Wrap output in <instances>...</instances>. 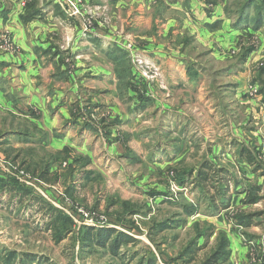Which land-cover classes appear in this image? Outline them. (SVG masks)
Here are the masks:
<instances>
[{
    "label": "rangeland",
    "instance_id": "1",
    "mask_svg": "<svg viewBox=\"0 0 264 264\" xmlns=\"http://www.w3.org/2000/svg\"><path fill=\"white\" fill-rule=\"evenodd\" d=\"M242 1L20 0L21 18L39 10L29 51L0 19L4 65L38 63L27 90L22 63L0 71L15 99L0 104V178L18 186L0 185V264H194L222 238L220 264H264V1L237 22ZM42 110L58 116L50 132ZM89 229L106 245H86Z\"/></svg>",
    "mask_w": 264,
    "mask_h": 264
},
{
    "label": "trees",
    "instance_id": "2",
    "mask_svg": "<svg viewBox=\"0 0 264 264\" xmlns=\"http://www.w3.org/2000/svg\"><path fill=\"white\" fill-rule=\"evenodd\" d=\"M254 1L255 0H243L242 1V4H241L240 8L238 9L239 10L238 14H239L240 19L237 22H240L241 20L247 21V18H245L246 15L244 16V18H242L243 14L245 13L246 9L250 8L253 5ZM254 5L256 6V9H258L259 4H254ZM38 12H39L38 9H34V6L32 7L29 5L28 15L27 16L25 15L22 17L23 21H25V22L29 21L30 18L39 14ZM256 13H257V11H256ZM255 19H256V22H259V20L261 21V15L259 13L256 14L253 20H255ZM249 152L250 151L245 149V148L242 150H239V154L241 155V157L243 159H246L248 161V163L250 164V163H252V159L250 157ZM20 166L22 169H24V171L26 170V171L34 174L33 171L29 169V166H26L23 162H20ZM256 169H257V167H256ZM46 172H47V169H45V168L42 169L40 171V173L38 174V177L40 179H43L46 181L47 180V178L45 176ZM57 179H58V176H54L53 179L50 180V182H55ZM10 181L6 182L2 178H0L1 187L6 188V189L10 188V190H12V188H16V187L18 188L17 182L14 181V179L11 178ZM200 183L203 184L201 179H200ZM259 186L260 185H258L256 183H251V185L249 186V190L247 189L248 191H246V195H247L248 203L255 204V203L260 202L263 199V196H261L259 194L258 195L254 194V192H252L253 190H258L260 188ZM207 199H208L207 206L214 208V203H213L212 198L208 197ZM228 206H229V199L222 196L221 198H219V206L216 207V211H218V210L221 211ZM54 215H55V217H54V220L52 222L51 228L55 230L54 235H55V233H57V237H58V233H59L57 230L58 229V223H60L61 220L65 221L68 219L66 217L64 218L60 214H54ZM260 215H263V211L245 212L244 214L236 216V221L240 225L249 226V225H252L251 218L254 216L258 217ZM167 225L168 224L155 223L153 226H151L152 231H153V233L159 232V231L163 230L165 227H167ZM153 228L155 229V231L153 230ZM107 232L109 233V235L111 233L113 234L112 230H107ZM94 233L95 232H92L91 229H89L85 233V235L88 236V241H87L86 245H89L90 243H95L96 245L105 246L107 241H108V238H105V239L102 238L103 239L102 240L101 238H95L94 236L93 237L90 236V235H93ZM212 233H213L212 227L210 226L207 230H205V232H202V234H199V235L202 237L204 236V242L206 243L207 239L212 235ZM115 238H116L115 240L117 241L118 238H120L119 234L116 235ZM116 241H114L113 243L110 244L111 248L118 246L120 241L119 242L117 241V243H116ZM125 241L132 242L133 239H132V237H130V238L127 237ZM215 244L216 245H214V247L212 248V250L210 251V253L207 256H203L197 260H196V256H188L187 262H193L194 264H220L222 261H224L223 258L226 257V256H224V254H225L226 247H227V239L222 238L220 241H217ZM196 246H197L196 241H192L191 245H189L186 248V251L193 254L196 252Z\"/></svg>",
    "mask_w": 264,
    "mask_h": 264
},
{
    "label": "crops",
    "instance_id": "3",
    "mask_svg": "<svg viewBox=\"0 0 264 264\" xmlns=\"http://www.w3.org/2000/svg\"><path fill=\"white\" fill-rule=\"evenodd\" d=\"M2 3L0 4V12L3 11L2 15L3 17H0V19L5 18V20L7 21V23H5V25H7L8 27H10L11 30V35L13 36V39L16 41V43L18 44V46L22 47L25 46L26 49L29 51V47L24 44L25 41L29 42V39L31 38H35L37 37L38 34H35L34 36L32 34H29V22L25 25H23L22 23V18L19 16L21 15L20 11V0H10L9 2L7 0H1ZM7 8H6V6ZM7 15V16H6ZM19 17L21 22L19 21ZM25 22V21H24ZM21 30V31H20ZM25 31V32H24ZM30 37V38H29ZM39 38H42V35H39ZM46 38V36H44V39ZM44 39H42L41 41V47L43 45H48V43L46 41H44ZM44 42V43H43ZM38 45L37 41L36 44ZM40 45V44H39ZM36 46H33L32 48H35ZM28 51H26V58H22L20 56V59H17L16 57L10 56V55H6V57H11L13 60V64H8L3 62V59L0 58V71L3 69V66H7L8 69L11 68V66H13L14 64L17 65L18 63H22L21 67H23L25 69V71H21L23 73L20 79V81L25 85V89H29V86L33 85V83L35 84L36 82V76L37 75V70H38V63H36V61L34 63H29V61H27L28 58ZM34 51V50H33ZM15 68V67H14ZM17 68V67H16ZM22 70V69H19ZM46 97H42L41 98H37L35 96L32 97V100H36L38 102H40L43 106H45V102L44 99ZM7 101L10 100H15L13 97L11 96H5L4 92L0 90V104L4 105L7 109H9V104L6 103ZM47 101H52V99L47 100ZM53 102V101H52ZM47 110V109H45ZM61 110V109H59ZM42 116V126H40L42 129L50 132V128L51 127H55V124H57V119L58 116H56L53 113H49L48 111H43L41 113ZM59 147V146H58Z\"/></svg>",
    "mask_w": 264,
    "mask_h": 264
},
{
    "label": "built area",
    "instance_id": "4",
    "mask_svg": "<svg viewBox=\"0 0 264 264\" xmlns=\"http://www.w3.org/2000/svg\"><path fill=\"white\" fill-rule=\"evenodd\" d=\"M22 2H24V1H22ZM67 6H68V9H69V11L71 12V14L72 15H75L76 14V12L75 11H73V9L71 8V6L67 3ZM3 42V43H2ZM4 45H7V40H3V38L2 39H0V46H4ZM21 173H24L23 171H21Z\"/></svg>",
    "mask_w": 264,
    "mask_h": 264
}]
</instances>
